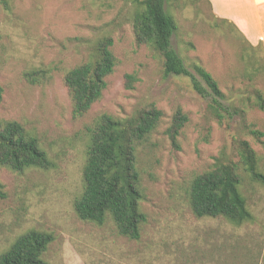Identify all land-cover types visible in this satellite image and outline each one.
Returning <instances> with one entry per match:
<instances>
[{
	"label": "rangeland",
	"instance_id": "rangeland-1",
	"mask_svg": "<svg viewBox=\"0 0 264 264\" xmlns=\"http://www.w3.org/2000/svg\"><path fill=\"white\" fill-rule=\"evenodd\" d=\"M166 9L179 24L172 48L192 71L199 60L225 94L221 120L189 76L167 74L164 55L137 43L134 0H0V118L34 132L54 162L22 172L0 166V251L38 230L55 235L44 255L52 264H264L263 183L241 170V191L253 214L241 224L198 217L188 199L191 179L217 157L238 161V140L249 141L264 172V109L257 104L264 98L263 51L216 18L206 0H171ZM104 36L114 40L117 65L102 97L75 118L64 73L86 61ZM40 68H50L44 81L25 75ZM127 73L137 76L133 88L126 86ZM151 103L163 116L138 148L147 221L141 237L130 239L110 216L103 225L80 219L74 201L84 187L86 127L102 112L130 116ZM178 107L189 120L176 147L166 130Z\"/></svg>",
	"mask_w": 264,
	"mask_h": 264
},
{
	"label": "trees",
	"instance_id": "trees-1",
	"mask_svg": "<svg viewBox=\"0 0 264 264\" xmlns=\"http://www.w3.org/2000/svg\"><path fill=\"white\" fill-rule=\"evenodd\" d=\"M137 10L133 18L136 41L164 55L167 74L185 75L191 78L194 89L204 97H211V107L220 120L226 109L220 99L225 97L218 80L199 60L193 61L190 70L184 58L172 48V37L179 24L166 9L171 0H134ZM207 1V0H206ZM256 49L260 42L251 44ZM0 33V40H1ZM111 36L99 38L92 47L91 55L83 63L69 68L63 76L72 101L75 118L83 116L103 95L108 85L107 77L114 71L117 58L112 50ZM243 58L257 64L254 54L244 52ZM50 68L27 71L33 82L47 79ZM137 80L134 73L126 74L127 88H133ZM4 88L0 82V101ZM264 109V98L257 102ZM163 111L154 103L130 116H115L108 112L99 114L86 127L89 135L87 159L83 167V191L74 201V208L82 220L103 225L110 216L117 232L130 239L141 237L147 214L141 202L144 198L142 176L138 166V148L159 126ZM189 117L181 107L173 114L166 133L179 147L178 137ZM261 135L263 133L260 132ZM238 161L224 162L217 157L213 166L199 172L191 179L188 199L193 213L198 217H225L241 224L253 219L246 197L241 191V170L253 180L264 184V172L259 169V155L248 140L237 141ZM54 162L42 146L39 137L16 119L0 118V166L22 172L28 168L49 169ZM0 196H5L0 181ZM55 235L51 231L31 230L20 235L6 250L0 251V264H52L44 255Z\"/></svg>",
	"mask_w": 264,
	"mask_h": 264
},
{
	"label": "crops",
	"instance_id": "crops-1",
	"mask_svg": "<svg viewBox=\"0 0 264 264\" xmlns=\"http://www.w3.org/2000/svg\"><path fill=\"white\" fill-rule=\"evenodd\" d=\"M216 18L235 24L253 45L264 46V0H207Z\"/></svg>",
	"mask_w": 264,
	"mask_h": 264
}]
</instances>
